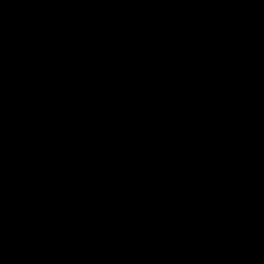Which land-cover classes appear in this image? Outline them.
Here are the masks:
<instances>
[{
  "label": "water",
  "instance_id": "obj_1",
  "mask_svg": "<svg viewBox=\"0 0 264 264\" xmlns=\"http://www.w3.org/2000/svg\"><path fill=\"white\" fill-rule=\"evenodd\" d=\"M0 264H264V0H0Z\"/></svg>",
  "mask_w": 264,
  "mask_h": 264
}]
</instances>
